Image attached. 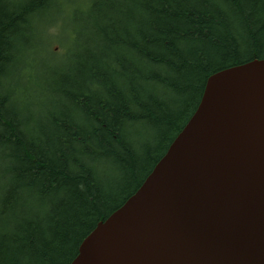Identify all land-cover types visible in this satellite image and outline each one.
Returning <instances> with one entry per match:
<instances>
[{"label":"trees","instance_id":"obj_1","mask_svg":"<svg viewBox=\"0 0 264 264\" xmlns=\"http://www.w3.org/2000/svg\"><path fill=\"white\" fill-rule=\"evenodd\" d=\"M61 1L0 0V264H70L163 157L207 78L264 59V0H82L74 64L49 81L21 57L39 31L48 40L38 18ZM16 74L46 100L20 102ZM132 127L147 131L140 151Z\"/></svg>","mask_w":264,"mask_h":264},{"label":"water","instance_id":"obj_2","mask_svg":"<svg viewBox=\"0 0 264 264\" xmlns=\"http://www.w3.org/2000/svg\"><path fill=\"white\" fill-rule=\"evenodd\" d=\"M70 264H264V59L207 78L163 157Z\"/></svg>","mask_w":264,"mask_h":264},{"label":"rangeland","instance_id":"obj_3","mask_svg":"<svg viewBox=\"0 0 264 264\" xmlns=\"http://www.w3.org/2000/svg\"><path fill=\"white\" fill-rule=\"evenodd\" d=\"M5 1V0H4ZM58 8L45 9L43 14L38 18L41 27L49 26L47 38L44 36V30L37 33L36 38L30 41L27 54L23 53L22 63H24V57L27 62L31 63L34 68V74L38 77L44 76L49 81H52V75L59 69H65L68 65H73L74 61L70 60L72 54V46L77 48L80 43L76 38V30L78 24L75 23V15L77 12L71 8L84 9L82 0H62ZM73 5V6H72ZM37 25L36 23H34ZM52 25V26H50ZM50 40V42H49ZM51 49L54 54L52 55L48 50ZM35 46L37 48L35 49ZM68 54H67V47ZM67 54V56H65ZM63 57H60V56ZM65 56V57H64ZM11 80L17 83V89L20 93V102L24 103L27 99L30 103L33 102L35 106L44 102L47 98L46 95H42L45 91L37 89L35 87H28L26 78L22 76L12 75ZM147 133L142 128L132 127L129 129V137L134 141L136 149L140 151L144 144H150V140L145 139L144 135ZM142 150V149H141Z\"/></svg>","mask_w":264,"mask_h":264}]
</instances>
